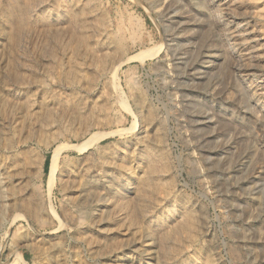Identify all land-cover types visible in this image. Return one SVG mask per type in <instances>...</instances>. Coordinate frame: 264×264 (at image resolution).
Masks as SVG:
<instances>
[{
	"label": "rangeland",
	"instance_id": "374dc122",
	"mask_svg": "<svg viewBox=\"0 0 264 264\" xmlns=\"http://www.w3.org/2000/svg\"><path fill=\"white\" fill-rule=\"evenodd\" d=\"M0 264H264V0H0Z\"/></svg>",
	"mask_w": 264,
	"mask_h": 264
},
{
	"label": "trees",
	"instance_id": "16d2710c",
	"mask_svg": "<svg viewBox=\"0 0 264 264\" xmlns=\"http://www.w3.org/2000/svg\"><path fill=\"white\" fill-rule=\"evenodd\" d=\"M45 164H46V165L48 164V157L46 158Z\"/></svg>",
	"mask_w": 264,
	"mask_h": 264
},
{
	"label": "bare ground",
	"instance_id": "6f19581e",
	"mask_svg": "<svg viewBox=\"0 0 264 264\" xmlns=\"http://www.w3.org/2000/svg\"><path fill=\"white\" fill-rule=\"evenodd\" d=\"M225 70V69H224ZM118 102V101H117ZM191 109V108H190ZM195 112V111H194ZM87 144V143H86ZM54 169V168H53ZM53 173V172H52ZM164 204V203H163Z\"/></svg>",
	"mask_w": 264,
	"mask_h": 264
}]
</instances>
